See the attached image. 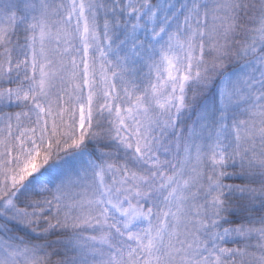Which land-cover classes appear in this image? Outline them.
<instances>
[{"label": "snow or ice", "instance_id": "obj_1", "mask_svg": "<svg viewBox=\"0 0 264 264\" xmlns=\"http://www.w3.org/2000/svg\"><path fill=\"white\" fill-rule=\"evenodd\" d=\"M0 264H264V0H0Z\"/></svg>", "mask_w": 264, "mask_h": 264}]
</instances>
